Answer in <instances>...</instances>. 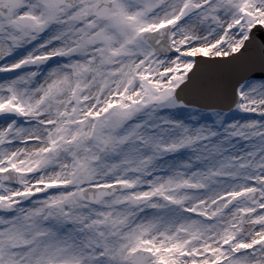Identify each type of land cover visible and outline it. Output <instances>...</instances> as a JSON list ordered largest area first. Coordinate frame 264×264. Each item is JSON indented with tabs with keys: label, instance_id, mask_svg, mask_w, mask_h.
I'll use <instances>...</instances> for the list:
<instances>
[{
	"label": "snow or ice",
	"instance_id": "6c2138e0",
	"mask_svg": "<svg viewBox=\"0 0 264 264\" xmlns=\"http://www.w3.org/2000/svg\"><path fill=\"white\" fill-rule=\"evenodd\" d=\"M0 264H264V0H0Z\"/></svg>",
	"mask_w": 264,
	"mask_h": 264
}]
</instances>
